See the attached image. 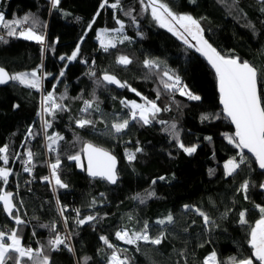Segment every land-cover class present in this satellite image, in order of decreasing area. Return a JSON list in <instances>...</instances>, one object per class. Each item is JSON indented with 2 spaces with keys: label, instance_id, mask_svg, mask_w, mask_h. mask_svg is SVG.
<instances>
[{
  "label": "trees",
  "instance_id": "obj_1",
  "mask_svg": "<svg viewBox=\"0 0 264 264\" xmlns=\"http://www.w3.org/2000/svg\"><path fill=\"white\" fill-rule=\"evenodd\" d=\"M162 2L178 15L197 19L204 37L217 51L249 62L264 80V0ZM101 3L103 0H60L53 9L51 0H0V12L7 21L29 16L25 28L34 22L35 31L44 36L45 43L43 46L19 36L9 37L7 29L0 26V67L9 74L38 70L43 78L39 91L16 81L0 87V146H8L9 161H0V168L10 172L6 184L0 180V191L15 194L17 212L13 216L19 215L25 224L13 227L0 208V231H16L21 245L34 252L42 251L49 264H85V258L87 264H107L112 249L101 236L114 245L117 255L128 264H203L213 252L217 264L230 257L249 258L259 264L251 256L248 241L251 227L260 218L257 206L264 207V194L259 187L264 173L243 151L246 162L232 175L225 174L224 164L230 159L239 162L240 150L226 139L234 136L235 130L220 107L214 73L193 48L156 25L141 0H120L118 9L107 5L101 8ZM128 11L131 16L125 15ZM117 19L124 25L119 32L122 38L129 37L122 43L114 36L120 28ZM105 30V39L116 42V47L107 52L97 39L98 33ZM77 45L79 53L69 61L67 57ZM122 55L131 63L118 64L117 58ZM62 56L66 59L61 60ZM145 59L161 62L160 69L144 68ZM165 67L200 99L189 100L179 92L166 91L161 77L155 74L161 72L162 76ZM62 70L64 75L60 76ZM105 73L129 87L116 90L109 86L102 80ZM48 92H53L56 102L62 105L53 115L41 114V101ZM141 97L161 108L147 125L131 120L130 108L121 103L143 104ZM85 100L94 101L88 112L81 111ZM41 116L51 125L44 138ZM80 118L93 120L94 126L77 127ZM123 119H129L128 127L115 133L111 124ZM172 124L176 125L180 143L195 146L194 153L188 155L179 147L172 135ZM51 135L63 137L53 152L47 147V137ZM86 143L117 158L118 180L114 185L88 180L84 164L77 170L75 160L69 159L74 155L82 159ZM137 148L142 151L136 152ZM29 151L33 153L31 165L25 163ZM126 153H134L135 159L129 161ZM57 159L58 175L67 187L54 183L52 189L44 178L49 165ZM25 167L31 172L24 171ZM245 181L249 183L246 192L241 190ZM57 203L62 210L68 208V213L73 209L77 214L79 210L80 219L96 218L92 225L81 229L71 227V242L52 251L48 241L60 232L56 226L52 231L58 220ZM197 209L210 218L207 225ZM241 212L247 221L244 225L239 223ZM169 214L173 216L172 223H155ZM145 223L150 225V236L163 232L159 245L142 241L127 245L115 236L122 229L138 231ZM8 264L13 262L9 260ZM24 264L32 262L25 258Z\"/></svg>",
  "mask_w": 264,
  "mask_h": 264
},
{
  "label": "snow or ice",
  "instance_id": "obj_2",
  "mask_svg": "<svg viewBox=\"0 0 264 264\" xmlns=\"http://www.w3.org/2000/svg\"><path fill=\"white\" fill-rule=\"evenodd\" d=\"M191 3H195V0H190ZM60 0H51L52 8L55 9L59 5ZM109 6L113 9L120 8V0H115V3H108V0H103L100 7L104 8ZM141 5L145 11H151V16L154 21H156L160 27L167 28L168 31L172 32L173 35L177 36L178 39H182L183 42L188 45V47H195L196 51L199 52L215 71V76L217 80V86L220 97V104L223 106L224 116L235 126V135L227 136L226 139L229 144H232L235 148L240 150L239 162L234 159L228 160L224 164L225 174L230 176L240 167L241 164L246 162V157L243 150L246 149L252 157L255 158V162L259 169L264 171V80L259 76L258 69L255 68L247 61L240 60L231 54H221L214 48L207 40L203 37V30L200 23L191 15L183 14L178 15L174 13L169 6L162 2V0H141ZM264 11V9H262ZM99 13H97L98 15ZM125 15L131 16V11L125 13ZM30 17L25 16L23 19H13L12 21H7L4 13L0 12V26L7 29V36L16 37L19 36L24 40H33L37 43L44 44V36L38 34L35 31L34 22L31 26L25 28L30 22ZM94 22V21H93ZM117 24L120 25L119 29L115 31L117 33L122 32L123 23L117 19ZM133 23L135 19L133 18ZM182 29V32L177 31L176 26ZM191 36L196 44L193 45L185 38L184 34ZM107 30L98 33L97 39L100 41L101 47L104 51H108L109 48H115L116 42L114 39H105ZM129 37L123 36L119 42L123 40H128ZM0 40L3 37L0 36ZM6 42V41H5ZM79 53V45H77L76 50H74L71 56L67 57L69 61L75 60ZM61 60L66 59L61 57ZM120 65H128L131 60L127 56H119L116 61ZM143 66L146 69H160L161 62L153 59H145L143 61ZM157 76L161 77V83L163 88L168 92H179L180 95L186 96L189 100H199L198 95L193 94L187 89V86L183 85L181 79L178 75L171 72L170 69L166 67L162 69L161 72L155 73ZM64 75V71L60 72V76ZM90 75H95L91 73ZM42 77L38 75V70L28 72H21L17 74H9L3 67H0V85L7 84L9 81H16L21 85H24L31 89H36L39 91L42 86ZM102 80L107 84L116 85L117 87H129L126 83L121 82L115 76L105 73ZM55 87V86H54ZM135 91V89H129ZM138 96L140 93H136ZM60 99H64L61 97ZM144 100L143 104H138L136 102L121 101L130 108L129 116L131 120L142 121L143 124L147 125L156 118V114L161 111V108L157 106L156 102L150 101L147 98L141 97ZM157 99H159V93L157 94ZM42 111L48 115H53L54 112L62 108L61 104L56 102V98L53 92H48L46 96L42 99ZM94 101H84V108L81 109L82 112H88L92 109ZM98 110V109H97ZM167 110V109H164ZM207 116H202V119H208ZM160 123H165L164 121H159ZM77 127L83 128L88 125L94 126V121L91 119L80 118L77 120ZM129 125V119H123L120 122H114L111 124V129L115 133H120L126 129ZM51 125L48 121L43 122V127L46 131ZM172 135L176 139L180 148L183 149L185 153L191 155L196 151L195 146L186 147L179 141V134L175 131L176 125H171ZM29 136L33 135V130L28 129ZM63 137L59 135H51L47 137L48 140V150L51 152L54 150V145L57 144L58 140H62ZM210 139V138H209ZM84 155L87 158L88 166L87 172L91 177H100L107 180L110 183H116V158L108 153L107 151L95 147L90 143H86L82 149ZM142 149L137 148L136 152H140ZM8 146H0V161L4 164H8ZM27 165L32 164L33 153L31 151L26 153ZM129 161L135 159L134 153H126ZM69 159L75 160L77 166L80 165V156L74 155L70 156ZM51 169V178L56 186L60 188L67 187L64 184L59 175L58 169L60 167V160L57 159L55 163L49 165ZM24 171L31 172V168L25 167ZM10 172L5 168H0V180L6 184L8 182V177ZM45 180L48 177L44 178ZM160 179H163L161 177ZM155 183V181H153ZM249 183L245 181L241 185L242 191H247ZM261 189H264V183L259 185ZM151 195V194H149ZM13 197L9 192L0 191V202L3 204V211L13 218L15 224H22L23 221L20 219L19 215L13 216ZM189 206H185L188 208ZM260 218L255 222V225L251 227L249 232V246L252 249L251 256L255 258L259 264H264V207L257 206ZM63 211V210H62ZM199 215L203 217L205 224L209 223V217L204 213L196 210ZM77 216L79 217V210H77ZM95 217L88 216L84 219H77L76 223L78 225H83L89 221L94 220ZM173 216L169 214L165 219L157 220L155 223L159 225H165L166 223H172ZM239 223L244 225L247 223L245 219V213L241 212L239 214ZM148 223L143 225V228L138 231L129 232L127 230H119L115 233L118 240L122 241L127 245H136L138 242L142 241L144 243H150L152 245H159L162 241L163 232L160 235L152 237L149 235ZM52 231L55 232V225H52ZM100 239L109 249H112L111 255L107 259V264H128L126 259H121L117 255V251L113 244L109 243L108 239L101 236ZM65 244V239L59 234L55 235L54 238L49 239L48 245L52 251L59 249V246ZM67 246V245H65ZM69 251L71 249L69 248ZM123 251H127L124 249ZM25 258L31 261L32 264H49V259L42 251L34 252L32 248L25 247L21 245V240L18 237L16 231H11L10 234L6 236L4 231H0V264H8L11 260L13 264H24ZM87 259L85 258V264H87ZM203 264H217L216 253L213 252L208 257L205 258ZM223 264H253V260L249 258H242L237 260L235 257H230Z\"/></svg>",
  "mask_w": 264,
  "mask_h": 264
},
{
  "label": "built area",
  "instance_id": "obj_3",
  "mask_svg": "<svg viewBox=\"0 0 264 264\" xmlns=\"http://www.w3.org/2000/svg\"><path fill=\"white\" fill-rule=\"evenodd\" d=\"M41 105H42V103H41ZM41 114H43V113H41ZM43 120H44V118L42 117V125H43ZM42 128H43V131H44V134L42 135V137L44 138V136H45V129H44V127H42ZM53 151H55V149ZM48 171H49L48 172V175H47L48 179L45 180V181L48 182V183H50L49 185L53 189L54 183L52 181L51 174H49L51 172L50 171V167H49ZM56 207H57L56 214L58 215V220L56 221V223L54 225L56 226V228H60L59 235L62 238L65 239V242H71V238H70V236H71L70 235V228L71 227H75V228L81 229L82 226L87 225V224H92V221H94V220H92L91 222H87V223H85L83 225H78L76 223V221H77V219L79 217L76 215V213L74 212L73 209H71L69 211V213H68V208H65L62 211L61 205L59 203H57V206ZM87 217H83L81 219H84V218H87Z\"/></svg>",
  "mask_w": 264,
  "mask_h": 264
},
{
  "label": "water",
  "instance_id": "obj_4",
  "mask_svg": "<svg viewBox=\"0 0 264 264\" xmlns=\"http://www.w3.org/2000/svg\"><path fill=\"white\" fill-rule=\"evenodd\" d=\"M184 36H185V38L189 41V43H191V44H193V45L196 44V41L193 40L191 36H187L186 33L184 34ZM203 37H204V35H203ZM204 39L206 40L205 37H204ZM191 48H193L194 51L197 53V55L200 56V58H201L203 61L206 62V64L210 67V69L212 70V72H213L214 75H215V71H214V70L211 68V66L208 64L207 60H206V59H205V58H204L199 52L196 51L195 47H191ZM215 77H216V76H215ZM9 84H10V81H9L7 84L0 85V87H6V86L9 85ZM108 85L111 86V87H113V88H115L116 90L120 89V87H117L116 85H112V84H108ZM217 88H218V86H217ZM218 92H219V91H218ZM219 98H220V97H219ZM220 107H221V109H222V111H223V106H222L221 104H220ZM223 115H224V114H223ZM224 117H225V116H224ZM225 118H226V117H225ZM226 120H228V119L226 118ZM228 121H229V120H228ZM229 122H230V121H229ZM230 125H231V127L233 128V130H235V126H234L233 124H231V122H230ZM93 146H94V145H93ZM95 147H96V146H95ZM98 148H100V147H98ZM101 149H102V148H101ZM103 150H104V149H103ZM243 151L246 152L248 156L252 157L251 154L248 153L246 149H244ZM110 154H111V153H110ZM111 155H112V154H111ZM115 158H116V157H115ZM252 158H253L254 161H255V158H254V157H252ZM82 159H83V164H84V169H85V175H86V177H87L89 180H90V179H92V180H100V181H101V180H104V181L107 182V184H108L109 186H112V185L115 184V183H110V182H108L107 180L102 179V178H100V177H95V178H94V177L89 176V175H88V172H87L88 161H87V158H86V156L84 155L83 151H82ZM257 168H258V170H259L260 172L264 173V171H262V170L259 169L258 165H257ZM115 171H116V177H117V174H118V161H117V158H116V168H115ZM117 180H118V179H116V182H117ZM263 183H264V182H263ZM261 191H262V193L264 194V189H261ZM9 193L12 194V197H13V199H14L15 194H13L12 192H9ZM12 202H13V201H12ZM0 208H1V210H2L3 215L7 217V219L9 220L10 224H11L13 227H19V226H24V225H25L24 223L19 224V225L15 224L14 219H13V218H10L9 215L3 211V204H2V202H0ZM15 212H17V207H16V205L13 204V214H15Z\"/></svg>",
  "mask_w": 264,
  "mask_h": 264
},
{
  "label": "rangeland",
  "instance_id": "obj_5",
  "mask_svg": "<svg viewBox=\"0 0 264 264\" xmlns=\"http://www.w3.org/2000/svg\"><path fill=\"white\" fill-rule=\"evenodd\" d=\"M149 14L151 15V11H150V9H149ZM180 15H183V14H180ZM151 18H152V16H151ZM153 19V18H152ZM155 23H156V25H158L159 26V24L156 22V21H154ZM176 28H177V31H179V32H182L183 30L182 29H179V26L177 25L176 26ZM164 30H166V31H168L167 30V28H163ZM169 33H170V31H168ZM172 33V32H171ZM115 38H117L118 40H121L122 39V35L120 34V33H116L115 35ZM107 38V37H106ZM107 39H109V38H107ZM106 39V40H107ZM116 40V39H115ZM27 41H33V40H27ZM43 46H45V43L43 44ZM42 106V105H41ZM41 113H43V111H42V108H41ZM43 122H44V120H43ZM41 124H42V119H41ZM44 134V131L42 130V132H41V135H43ZM76 162V161H75ZM80 165L81 166H77V162H76V167H77V170H81L82 169V167H83V160L80 158ZM50 171H51V169H50ZM49 174H51V172L49 173ZM88 179V178H87ZM89 180V179H88ZM90 180H92V179H90ZM104 181V180H103ZM106 182V181H105ZM53 183H54V181H53ZM107 183V182H106ZM50 184V183H49ZM77 215V214H76ZM93 217H95V216H93ZM96 218V217H95ZM89 222H91V221H89ZM93 222V221H92ZM88 225H92V224H87V225H84V226H82V227H85V226H88ZM6 234V236L8 235L7 233H5Z\"/></svg>",
  "mask_w": 264,
  "mask_h": 264
}]
</instances>
